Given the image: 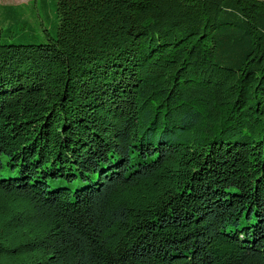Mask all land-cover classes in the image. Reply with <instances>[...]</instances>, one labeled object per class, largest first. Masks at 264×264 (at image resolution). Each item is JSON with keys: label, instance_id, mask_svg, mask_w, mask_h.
<instances>
[{"label": "trees", "instance_id": "trees-1", "mask_svg": "<svg viewBox=\"0 0 264 264\" xmlns=\"http://www.w3.org/2000/svg\"><path fill=\"white\" fill-rule=\"evenodd\" d=\"M56 10L0 37V264H264V0Z\"/></svg>", "mask_w": 264, "mask_h": 264}, {"label": "rangeland", "instance_id": "rangeland-1", "mask_svg": "<svg viewBox=\"0 0 264 264\" xmlns=\"http://www.w3.org/2000/svg\"><path fill=\"white\" fill-rule=\"evenodd\" d=\"M0 0V11L3 5H21L26 14V22H14L11 27L3 26L0 34L2 43H28L30 36L35 43H45L48 37H55L59 23L57 0Z\"/></svg>", "mask_w": 264, "mask_h": 264}, {"label": "crops", "instance_id": "crops-1", "mask_svg": "<svg viewBox=\"0 0 264 264\" xmlns=\"http://www.w3.org/2000/svg\"><path fill=\"white\" fill-rule=\"evenodd\" d=\"M4 6H7V5H4ZM8 6H10V5H8Z\"/></svg>", "mask_w": 264, "mask_h": 264}]
</instances>
